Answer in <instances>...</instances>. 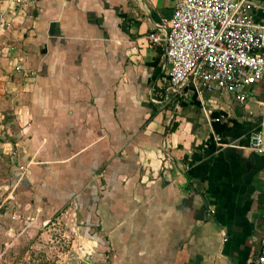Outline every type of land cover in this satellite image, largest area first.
I'll list each match as a JSON object with an SVG mask.
<instances>
[{"label": "crops", "instance_id": "obj_1", "mask_svg": "<svg viewBox=\"0 0 264 264\" xmlns=\"http://www.w3.org/2000/svg\"><path fill=\"white\" fill-rule=\"evenodd\" d=\"M175 5L5 2L0 213L49 224L72 205L86 239L109 251L104 264H254L264 151L249 137L264 125L263 96L189 90L169 126L149 99L164 78L149 35Z\"/></svg>", "mask_w": 264, "mask_h": 264}, {"label": "built area", "instance_id": "obj_2", "mask_svg": "<svg viewBox=\"0 0 264 264\" xmlns=\"http://www.w3.org/2000/svg\"><path fill=\"white\" fill-rule=\"evenodd\" d=\"M258 11L264 12L262 0H176L173 17L155 23L149 38L162 50L164 78L149 99L170 111L169 126L189 90L200 99L225 93L241 104L263 96L264 106V21ZM249 146L264 151V125L251 133ZM254 264H264V235Z\"/></svg>", "mask_w": 264, "mask_h": 264}, {"label": "rangeland", "instance_id": "obj_3", "mask_svg": "<svg viewBox=\"0 0 264 264\" xmlns=\"http://www.w3.org/2000/svg\"><path fill=\"white\" fill-rule=\"evenodd\" d=\"M9 1L0 0V13L5 2ZM4 23L5 21L0 20L2 49L7 45V36L3 33ZM1 65L3 64L0 63ZM219 94L221 93L214 95ZM11 158V155L4 156L7 162H12ZM56 213L57 218L49 220V224L44 223L46 220L32 224L33 220L30 218L0 213V253L3 254L1 264H104L105 259H110L109 253L104 252L101 244L94 246L86 239L88 229L82 220L78 221V215L73 214L75 212L72 205Z\"/></svg>", "mask_w": 264, "mask_h": 264}, {"label": "trees", "instance_id": "obj_4", "mask_svg": "<svg viewBox=\"0 0 264 264\" xmlns=\"http://www.w3.org/2000/svg\"><path fill=\"white\" fill-rule=\"evenodd\" d=\"M19 173H20V172H18V174L14 176L15 183L17 182L16 180H17V178H18ZM20 204H21V205H20ZM22 204H23L22 202H19V203H18L19 206H22ZM16 205H17V203H16ZM18 205H17V206H18ZM23 205H24V204H23ZM101 245H102V248H103L104 252H105V253H107V252L109 253V251L105 250V245H104L103 243H102Z\"/></svg>", "mask_w": 264, "mask_h": 264}]
</instances>
